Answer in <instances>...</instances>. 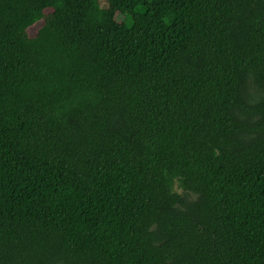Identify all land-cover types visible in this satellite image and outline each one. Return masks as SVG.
Masks as SVG:
<instances>
[{
  "label": "trees",
  "instance_id": "1",
  "mask_svg": "<svg viewBox=\"0 0 264 264\" xmlns=\"http://www.w3.org/2000/svg\"><path fill=\"white\" fill-rule=\"evenodd\" d=\"M0 264H264V0H0Z\"/></svg>",
  "mask_w": 264,
  "mask_h": 264
}]
</instances>
